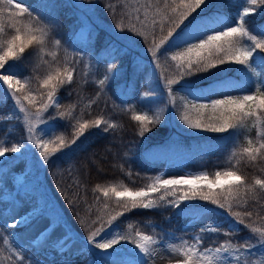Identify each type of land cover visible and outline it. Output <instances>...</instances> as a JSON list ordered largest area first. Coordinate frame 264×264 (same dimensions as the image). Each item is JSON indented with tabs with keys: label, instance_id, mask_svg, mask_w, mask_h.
<instances>
[{
	"label": "trees",
	"instance_id": "obj_1",
	"mask_svg": "<svg viewBox=\"0 0 264 264\" xmlns=\"http://www.w3.org/2000/svg\"><path fill=\"white\" fill-rule=\"evenodd\" d=\"M84 1L89 2L95 11L97 21L100 22L88 29L85 37V49L92 54L95 61H92L93 65L86 73L82 74L76 70L70 83L65 82L57 86L55 92L59 98L58 105L49 107L45 117L54 122L56 130L54 134L64 140L65 146L48 155V161L38 167L39 184H43L45 195L54 202V210L69 232L80 241H84L102 224L108 228L107 221L119 212L124 214L117 218L110 229L115 226L124 231L130 227L134 233L138 230L147 234L151 223L156 227L160 225L165 230H178L188 219L212 208L223 212L226 218L217 231L211 232L214 236L213 234L208 235V238L203 236L205 241L227 247L236 245L239 247L240 241L244 244L243 240L248 241L251 246L260 244L259 234L253 233L251 228L264 230V189L255 184L256 179L264 180V149L254 153L255 160L244 153L243 149L250 146L249 140L252 141L251 147L255 149H259L260 144L264 143V110L253 105L251 110L256 114L245 119L243 127L224 132H213L206 128L190 131L186 125L181 127L183 130L176 129L174 132L170 125V99L165 92L167 79L178 78L175 67L177 62L171 61L174 52L168 54L167 61L161 57L158 64L147 51L138 55V51L130 49L128 56L118 54L117 71L121 77L119 83L110 82L106 87L99 84V80L108 73V65L113 62L112 52L107 46L109 44H115L117 48L125 46L123 41L114 37L107 26L115 29L114 25L121 22L128 28L131 22H135L137 9L141 19L147 11L149 19L155 17L158 22L155 32V39L158 42L161 36L167 34L170 24L165 17L171 15L170 10L164 9L163 0ZM45 2L49 9L53 8L57 12L61 32L71 31L76 19L73 18L75 11L71 1L45 0ZM109 5L113 6L112 9ZM246 6H249L246 0H212V7L204 14L206 17L210 16L209 29L219 30L231 24L237 12H241ZM157 8L161 10L160 15L156 14ZM199 11L197 9L192 16H196ZM191 19L190 16L189 20ZM162 20L164 32L159 31V23ZM187 23L186 20L185 24ZM257 26L264 27V5L259 6L246 23V27L254 35L264 38L260 37ZM136 28L143 35L121 33L131 36V40L138 47L149 48L153 40L151 24L144 27L136 23ZM251 45L252 43L247 44ZM257 52L260 50L257 49ZM202 55L213 62L219 58L215 53L209 56L206 50ZM222 55L221 53L220 56ZM132 56L140 57L137 69L132 66ZM260 56H264V53L255 56L254 66L256 72L262 74L261 77L248 71L243 65L225 63L208 71L199 72L187 81L182 80L179 84L172 85L175 89L173 113L178 115V119L187 114L190 119L195 117L204 125L219 126L220 111L212 109V101L228 96L258 95L257 85L264 78V66H261ZM37 58V52L31 46L17 62L20 72L29 79V82L36 83L37 74L44 72V66ZM186 82L193 88L203 89L202 94L195 100L191 97L185 98L181 85ZM209 85L213 87L209 88ZM260 91H264V84L260 85ZM146 92L149 93L147 97L144 95ZM193 103L197 106L204 104L207 107L193 109ZM184 105H187V108ZM5 106V101H1L0 110ZM137 114L153 117L159 114L161 120L158 124L147 125L150 131L141 136L140 122L131 118ZM96 119H102L115 126L105 130L104 123L99 127L94 124ZM8 123L10 121L7 120L0 122V138L2 132L8 129L6 126ZM85 123L88 126L80 129V125ZM21 133L20 128L13 125L7 137L10 139L12 135L13 139ZM166 163H177L192 170L204 169L212 179H215L217 171L224 173L231 170L241 176L243 182L232 184L234 191L229 197H221L220 193L211 194L219 203L225 204L224 208H220L211 200L204 201L197 197L181 201L180 207L177 208L172 202L179 201L182 196H177V199L170 196L166 203L157 202L159 207L151 210L140 207L131 209L129 201L123 199L118 201L111 193L107 197L103 195V189L113 186L132 191L143 188L148 174L161 169ZM204 189L199 187L197 192ZM185 193L190 197L192 195L188 187ZM125 203L128 204V208L124 207ZM189 204L193 207H186ZM40 209L41 207H38L36 211ZM249 212L251 216L246 215ZM230 221L236 223L238 231H230L228 227ZM239 221L243 223H238ZM87 250L86 246L83 251L72 254L52 251V258L47 260V264H83L88 259ZM44 254L46 257L51 256L50 252ZM10 264H15V261L11 260Z\"/></svg>",
	"mask_w": 264,
	"mask_h": 264
},
{
	"label": "snow or ice",
	"instance_id": "obj_2",
	"mask_svg": "<svg viewBox=\"0 0 264 264\" xmlns=\"http://www.w3.org/2000/svg\"><path fill=\"white\" fill-rule=\"evenodd\" d=\"M7 2L8 4L12 3V0H0V4ZM164 9L170 10L171 15H167L165 19L169 22L170 26L167 29V34L159 38L157 42L155 39V32L157 28V21L155 17L149 19V14L147 11L144 12L143 19L139 15V9L136 10L137 14L135 16V22H131L128 28H125L123 23L117 22L114 25L115 29H119L120 32H131L135 33L137 36L143 35L142 32L137 31L136 23H140L142 26L147 27L149 24L152 26L153 40L151 41V46L146 49L147 52L151 54L153 60L158 64L160 58L163 57L165 61L168 60V54L174 52V55H171V61L177 62L175 67L178 72V78L176 79H167L165 87L167 88V93L172 106H175V101L173 97L175 95V89L172 87L174 84H179L180 81H187L192 76L197 75L199 72L208 71L210 68H215L218 65L225 63H234L238 65H243L245 69L256 74L258 77H261V73L256 72L255 65V56H259L260 53H264V38H258L257 35H254L247 27L246 23L250 15H253L257 8L261 5H264V0H246L249 6L243 7L242 12H237L236 18L232 20L230 25L225 26L222 29H209V20L210 16L206 17L204 14L212 7V0H163ZM19 9V13L15 15L24 16L25 14L30 20V23L21 24L17 26L15 22L10 24V28L14 30V34H11L9 38L5 39L0 43V81L3 83L0 84V90H3L5 95H8L9 98H14L17 105H20L19 112L26 113L27 110L23 107L22 100L19 96L16 95L17 92L21 91L24 88V83L21 82L22 79L27 82V79L23 77V74L20 72L19 67L16 62L20 61L24 57L26 49L33 46L34 44L40 46V50L43 51L44 47L49 43V33L46 24H43L42 18L32 17L31 11L17 3L15 5ZM112 5H109V8L112 9ZM199 13L196 16H192L193 13ZM6 9L0 7V17L3 16ZM156 14L160 15L161 10L157 8ZM14 15L9 13V16ZM192 17L189 20V17ZM131 19V17H129ZM188 21L185 24V21ZM183 26V27H182ZM191 29L186 31V29ZM164 23L163 20L159 23V31L164 32ZM260 37H264V27L257 26ZM0 33H5V28L0 26ZM206 37V38H205ZM246 37V40L244 38ZM124 39L131 40V36H126ZM243 41V43H242ZM247 41H251L252 45L247 46ZM57 46L60 45L61 41L56 40L54 42ZM108 49L111 50L113 56V62L110 63L107 67L108 73H113V75H105L103 79L99 80L101 86H107L112 80H115L119 75L117 71L118 64V54L119 56H128L130 54V46L126 45L123 48H117L115 44H109ZM257 49L260 52H257ZM207 51L209 56L215 53L219 58L213 62L211 59L204 57L202 53ZM223 54L220 56V54ZM140 57L132 56L131 62L134 69L138 68V62ZM261 66H264V56H260ZM12 62V63H10ZM73 79V71L66 70V81L71 82ZM57 82L59 84L65 83V79L61 77L59 71L54 75H47L46 79L43 81V85L52 88V91L48 92V100L51 101V104L45 103L33 114L40 123H46L41 117V113L46 111L49 107L57 106L58 100L54 95V92L57 88ZM18 85L19 87L14 88L13 84ZM264 84V78L261 79L258 83L256 92L257 94L253 95H243L242 97H232L228 96L224 99H217L212 101V109L214 111H220L221 123L219 126L208 124L204 125L199 119L193 121L189 119L187 114L181 116V119L185 124L190 128L202 129L206 128L213 132H224L228 129L240 128L243 127V121L250 116L255 115V111H252V106L255 105L256 108L264 110V91H260V85ZM4 85H7V88H4ZM212 85H209V88H212ZM181 88L184 90L185 98L191 97L192 100H195L198 95L202 94L203 89L193 88L189 83H184L181 85ZM145 97L149 95L146 92ZM23 100H27L30 104L34 103V97L29 92L28 95L23 96ZM187 108V105H184ZM207 105L200 104L196 105L193 103V109H204ZM63 115V114H61ZM132 120L138 121L141 124L139 134L143 136L146 132L150 131L147 125L158 124L160 123L161 116L159 114L149 116L144 115H133ZM257 119H260L257 117ZM102 123L106 125L105 130L112 128L115 125L103 121L102 119H96L94 124L99 127ZM88 126L87 123L81 124L80 129H84ZM27 135L29 142L33 143L35 147L42 148L44 151L41 152V156L44 162H47L49 159L48 156V145L51 142L50 140H44L41 136L38 141L33 140L34 131H38L34 125L28 124L27 126ZM73 143L75 141H72ZM61 147L65 146L64 140L60 138ZM249 147L243 149V152L246 153L252 160L256 159L254 153H258L260 149H264V143H261L259 149L251 147L252 141L249 140ZM22 149L18 145H12L10 147L0 145V157H5L7 153H19ZM56 150L53 149V152ZM243 178L237 175L236 172L226 171L221 173L217 171L215 173V179L210 180L206 173H201L196 176L189 177H179V178H168L161 179L157 177L152 183H150L146 188H141L139 191H131L128 188H124L122 191L117 190L115 186L111 188L103 189V195L105 197L109 196L111 193L114 195L117 200L129 201L131 204V209L143 208L151 210L154 207H159L153 199H148L152 194L157 193L160 189L175 188V186L188 185L191 189V197L185 193L180 197L179 201H174L173 206L179 208L181 201H186L190 199H195L199 195L200 199L204 201L211 200L212 203L218 204L220 208H224L225 204L219 203L218 200L212 197L211 192L205 194L203 191L197 192V189L203 183L207 189L211 190L213 188H223L227 184L230 188L232 184L242 183ZM255 184L258 185L261 189H264V180L256 179ZM161 200L164 199L163 196L160 197ZM107 207V205H105ZM125 208H128V204H124ZM186 207L192 208V205H187ZM123 212L117 213L116 216H112L110 220L107 221L108 227L117 220L120 215H123ZM239 215V213H237ZM246 215L251 216V213H246ZM23 219L20 223H23ZM96 223V221H93ZM238 223H243L239 221ZM17 224L13 223L11 227H16ZM220 228V225L211 224L206 225L202 232H215ZM54 231V227L50 224L48 229H45L44 232ZM230 231H238L237 228L230 227ZM253 233L259 234V243L264 246V230L260 228H251ZM44 232H41L37 237L33 238V242L39 241L40 237L44 236ZM227 235V233H225ZM72 237L65 233V236L58 240L61 247L64 244H67ZM129 241V236L120 232H109L103 224L101 227L97 228L95 231H92L90 235L86 237V244L88 251L92 253V264H107L106 257L109 255L115 254L117 249L116 246L120 245L122 242ZM131 243L135 245V248L139 252L143 253L145 256H151L150 245L155 244L156 240L150 236L136 231L135 238H132ZM7 243V241H5ZM187 244V242H184ZM230 243V242H226ZM203 240L201 237H196L194 240L193 246H187L186 248L177 249V252L182 259H177L175 264H216V260L221 258L222 253H228L229 255L232 252H242L243 250L250 249L251 244L248 241H245L244 244L240 245L238 248H232L225 245H220L215 248H204L202 247ZM93 249L98 251H93ZM239 264L240 257H235ZM19 264H23V256L17 257ZM114 264V262H113Z\"/></svg>",
	"mask_w": 264,
	"mask_h": 264
},
{
	"label": "rangeland",
	"instance_id": "obj_3",
	"mask_svg": "<svg viewBox=\"0 0 264 264\" xmlns=\"http://www.w3.org/2000/svg\"><path fill=\"white\" fill-rule=\"evenodd\" d=\"M69 1L73 4V11H75L73 18L76 17V19L71 31L64 33L60 30L57 21V12L53 8L49 9L45 0H12L11 4L7 2L0 4V7L6 9L3 16L0 17V26L5 28V33H0V43L9 38L11 34H14V30L10 28L11 23L15 22L18 27L21 24L30 23L26 14L24 16L15 15L19 13V9L15 7L17 3L27 7L31 11L33 18H42L41 22L47 25L49 33V43L44 47L43 51L40 50L39 45H33L38 55L37 59L44 66V72L37 74L38 78L36 83L33 81L29 82V79L23 76L27 79V82L25 83V80L22 79L21 82L25 86L21 91L16 93L21 98L23 107L27 112L20 113V105L16 104L15 99H10L8 95H5L3 90H0V102L5 101L6 103V106L0 110V122L4 120L10 121L6 125L8 129L2 132L0 145L10 147L15 144L22 149L19 153L9 152L5 157H0V264H10L11 260L15 261V264H19L17 257L21 255L23 256V264H47V260H51L52 258V251L56 253L65 251L67 254H72L83 251L87 246L86 239L80 241L69 232L68 227L63 223L61 217L55 212L54 202L45 195L43 184H39L38 167L44 165L41 156V152L44 150L35 147L33 143L29 142L26 131L30 123L38 129V131H34L33 140L38 141L42 136L44 140L51 141L48 145V155L53 153V149L57 151L58 148H61L60 136L54 134L56 131L54 122L45 117L47 110L41 113V117L46 123H40L33 115L41 105L52 103L48 100L47 95L49 91H52V88L50 86H44L43 81L47 75H54L59 71L61 77L67 82L66 70L73 71V74L76 70H79L84 74L91 69L93 65L92 61H95L92 54L85 49V37L87 30L97 26L100 22L97 21L95 11H93L89 2H85L84 0ZM9 13H13L14 15L9 16ZM107 28L115 38L117 37L119 41H123L125 46L128 45L130 49L138 51V55L145 53L146 49L138 47L132 40L124 39L126 36L120 31L110 26H107ZM56 40L61 41L60 45L57 46L54 43ZM244 40H246V37ZM250 43L252 42L247 41V44L250 45ZM107 75H113V73H107ZM119 79H121L120 74L111 82L118 84ZM2 83L0 81V84ZM60 85L57 82V86ZM13 87L16 88L19 86L14 83ZM4 88H7V85H4ZM29 92L34 97V103L31 104L27 100H23V96L28 95ZM165 92L167 93V88ZM54 95L59 100L56 92H54ZM169 103L171 105L170 125H172L173 131L175 132L176 129L183 130L181 127L184 125L188 127L187 124L182 122L181 117L178 119V115L173 113L172 102L170 101ZM191 120L195 121L197 118L194 117ZM13 125H17L22 133L13 139L11 135L10 139H8L7 135L11 133ZM195 130L194 128H190V131ZM201 173H206V171L204 169L193 171L176 163L167 164L163 169L148 174L147 178H145L143 188H146L157 177L168 179L196 176ZM209 179L214 180L210 177ZM187 187L190 188L188 185H183L175 186V188L160 189L159 192L152 194L148 199H153L156 203H166L170 196L174 199H177V196H183ZM200 187L205 188L202 190L205 194L207 192L209 193V190L203 183ZM116 188L120 191L124 189ZM140 189L134 191H139ZM213 189L216 191H210L212 192L211 194L220 193L221 197H229L230 193L234 191V186L231 185L230 188L225 184L223 188ZM161 196L164 197L163 200L160 199ZM197 198H200L199 195H197ZM38 207H41V209L37 212L36 209ZM15 212H18V216H15ZM18 217H21L25 221L20 223L21 220H18ZM225 218L226 215L223 212L209 208L208 211L189 219L178 230H165L160 225L156 227L155 224L150 223L148 226L149 233L145 235H150L156 240L155 244L150 245V252L152 253L150 257L139 252L135 248V245L130 242L132 238H135V233L130 227L124 231L119 230L115 226L112 229L108 227L106 229L109 232H120L128 235L129 241L122 242L116 246V253L106 257L107 264H113V262L114 264H175L177 259L183 258L179 255L177 249L193 246L196 237L202 238V247L204 248L219 247L212 242L210 243L204 240L203 236L208 238V235L213 233H204L200 229H203L206 225H220ZM13 223H16L17 226L11 227ZM50 224L54 227V231L50 233L44 232L45 229L49 228ZM228 227L236 228V223L230 221ZM41 232H44V236L40 237L39 241L33 242V238L37 237ZM65 233H68L72 239L61 247L58 240H61L65 236ZM184 242H187V244ZM242 243L240 241L239 245ZM229 248L231 250L232 248L238 247L236 245ZM93 251L98 250L93 249ZM46 252H50L51 254L49 255L51 256L46 257L44 254ZM87 254L88 259L83 264H92V253L87 250ZM237 256L240 257L239 264H264V246L254 244L250 249L243 250L242 252H232L231 255L222 253L221 258L216 260V264H238L235 258ZM201 264H203V261H201Z\"/></svg>",
	"mask_w": 264,
	"mask_h": 264
},
{
	"label": "bare ground",
	"instance_id": "obj_4",
	"mask_svg": "<svg viewBox=\"0 0 264 264\" xmlns=\"http://www.w3.org/2000/svg\"><path fill=\"white\" fill-rule=\"evenodd\" d=\"M15 216H18V212H15ZM18 220H22V218L21 217H18ZM23 221H25V220H23Z\"/></svg>",
	"mask_w": 264,
	"mask_h": 264
}]
</instances>
